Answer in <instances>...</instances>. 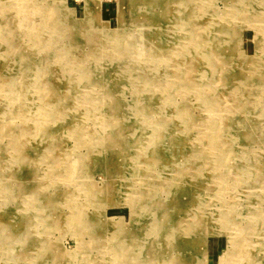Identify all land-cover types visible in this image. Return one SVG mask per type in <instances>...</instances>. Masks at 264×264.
I'll return each mask as SVG.
<instances>
[{
  "label": "rangeland",
  "instance_id": "obj_1",
  "mask_svg": "<svg viewBox=\"0 0 264 264\" xmlns=\"http://www.w3.org/2000/svg\"><path fill=\"white\" fill-rule=\"evenodd\" d=\"M171 1L0 0L3 186L17 185L18 181L44 185L45 198L59 200L43 214L40 208L36 211V201L28 192L26 197L17 190L12 194L0 192V207L4 209L0 213L7 223V228L0 230L5 242L2 245L0 240V264H125L124 253L133 262L137 258L135 243H139V249H158L160 245L158 250H163L169 245L170 232L190 248L182 264L238 261V249L231 246L232 240L243 242L238 233L264 221V177L258 173L240 177L232 169L237 173L231 175L235 180L223 182L221 199L225 207L221 208L223 202L217 203L215 196L209 198L222 182L215 175L211 177V154L203 150L199 139L205 135L206 121L216 114L201 108L199 95L181 85L178 77L170 80L171 86L162 84L166 79L161 69L173 73L180 62L177 56L188 44V30L178 27L182 17L189 25L196 8L204 13L201 20H195L197 27L193 26L199 31L209 24L220 25L222 19L229 20L226 27L234 26L238 22L230 14L244 2L240 10L244 17L240 18L249 20L238 26L239 49L264 62V50H259L264 42L258 44L254 30L255 26L264 27V1L173 0L193 6L183 11L173 1L167 7ZM88 4L93 24L85 21ZM175 11L182 12V17L179 14L173 18ZM117 29L120 31L114 33ZM149 50L159 58L152 60ZM155 65L163 67H159L160 82L154 83ZM253 69V65L248 67L249 75ZM195 70L191 72L196 79ZM126 72L132 76L131 81L120 76ZM199 86H205L201 80ZM166 88L176 89L172 103L187 106L195 120L181 142L178 137L182 134L175 131L173 140L177 137L175 143L182 145L178 151L163 146L161 90ZM145 106L146 110H140ZM52 114L58 123L52 124ZM45 124L55 136L50 147H39L34 143V130ZM66 126L70 127L68 131ZM11 132L19 137H15L18 142L14 146L13 138H6ZM111 132L121 139V146L103 142ZM30 144L40 149L38 155L16 160L15 153ZM191 150L197 154L191 155ZM258 152L257 145L250 148L252 156ZM31 174L36 177L32 179ZM199 185L209 189L210 195L196 194ZM152 186H159V190L153 191ZM250 196L261 199L258 202L252 198V205L247 207ZM231 201L235 210L229 211ZM224 211L231 215L238 211L236 214L246 217L239 223H226L220 217ZM132 213L137 217L134 223ZM115 233L118 240L111 238ZM124 241L134 248L118 247ZM263 243L250 241L252 250L258 253L253 264H264V252H260ZM163 254L158 253L160 258Z\"/></svg>",
  "mask_w": 264,
  "mask_h": 264
},
{
  "label": "bare ground",
  "instance_id": "obj_2",
  "mask_svg": "<svg viewBox=\"0 0 264 264\" xmlns=\"http://www.w3.org/2000/svg\"><path fill=\"white\" fill-rule=\"evenodd\" d=\"M172 1L170 2L169 5L167 4L168 5L167 7L170 8V6L173 4ZM261 1L263 2L264 0H261ZM175 2H174V5L180 6L181 11L187 10V6H189V4L184 3V2L179 3L180 2L179 1V2H176L177 4ZM244 3H245L244 6L241 5L240 8H235L230 14L233 17L232 20H234L235 22H238L237 25H234V26L229 25L226 27L225 25L229 24L230 22L229 20H227L229 22L228 23L226 20L222 19L223 22L220 21V25L214 22L218 26L216 25L212 27V25L209 24V26H207L204 30L202 29V31H199L198 29L194 28V27H197V24H198L196 21L199 19L201 20L202 15H204L202 10L196 9V8L194 9V13L192 12L193 14L190 15L191 20L189 21V25L187 24V19L182 17V14H183L182 12L178 11L177 13V11H175V14L172 13L173 18H175L176 15H179V14L181 15L182 17L181 23L179 26L178 25L177 26L178 27L183 26L182 27L183 29H185L186 27V30H188L186 31V33L188 34L186 42H188V44L185 48L182 47L183 50L180 51V53L182 52L181 56L178 53L179 55L177 57H179L180 62L177 66L176 65L174 66L177 69L175 70L173 69L174 70L173 73H168L166 71V68L163 67V65L161 66L155 65V69L153 71L156 73V76H157L154 83L156 81L160 82L159 67L160 68L163 67L161 69L163 73L162 76H164L166 80L162 81L163 82L162 84H165L166 86H171L172 82L170 80L174 79L175 77H178L181 81L180 82L181 85H187V87H189V90H191L192 93L194 92L199 95L198 105L201 108H204L206 112H208L209 114L211 113L216 114V116L211 117L210 119L206 121L207 129H206L205 135H203L199 139V142L201 145H203V150L211 154L209 158L210 159L209 164L210 165L213 164V167H214V170L210 172L211 177H213L214 175L217 176L218 180L222 183L219 184L218 189L212 192V197L210 195V190L202 188L200 185L197 188L196 194H203L204 196L210 195L209 198H213V196H215L216 199H218L217 203L223 202V200L221 199L222 191L225 188L223 186V182L225 180L230 181V182H231V179L235 180V178L231 176L232 174L236 173L234 171H237L240 174V177L244 174L246 176L251 175L252 177L254 173L260 174V175L257 174V176L264 177V168H262L264 166V104L262 105V103L264 102V62L257 60L256 56L245 54V51L243 49H241L242 51H240L239 49L240 48L239 34L237 33L238 26L245 24L249 20L248 18H245L243 19L244 21H242L240 18V17H244L243 14H241L240 12V10L243 11V7H245L246 5V2ZM247 4L249 5L250 3H247ZM191 7L193 6L190 4L189 8L191 9ZM86 11H87L86 14L88 18L85 21H89L88 22L89 24L95 23L93 20H91L93 13L90 12L89 4L87 5ZM49 14L50 13H48V15ZM122 15L123 14H121V16ZM186 15L187 14H185V17ZM248 15H250V18L253 17L251 13ZM167 20L173 21L170 18ZM239 20L243 23H240ZM174 24H176V22ZM221 24L223 25L225 24V25L222 26ZM189 26L192 28L191 30ZM120 29H117L116 31H114V33L120 31ZM254 30H255V34H257L258 44L261 45V43L264 42V27L263 25L255 26ZM259 50H264V48L259 46ZM149 51H150L149 55L152 60H154L155 57L159 58L158 55H153L155 51L154 53H152L153 51L151 50ZM164 55L165 54H163V56ZM250 65L254 66V69H253L254 71L252 72V75L248 74V67ZM194 66L196 67V70H195L196 77H197L196 79L193 77L194 73L191 72V70L195 68ZM33 68L34 69L36 68L35 64ZM181 68H183V70H181ZM198 69L200 70L199 73L197 72ZM244 71H247L246 75L243 74ZM36 72L37 74L40 75L38 66H37ZM128 72H126V74H121L120 76L126 77L131 81L132 76L129 77L130 73ZM188 72L190 74H188ZM216 76H218V78ZM181 77H183L185 80H182ZM25 78H26V75H25ZM101 80L105 81L104 78H101ZM200 80H201L202 85H205V86L203 87L199 86ZM145 84H146V81H145ZM173 91L167 88L164 90H161V94H162L161 97L164 96V98H161V100H163V104H161L162 127H163V146H164V149L171 148L170 151H174V150L178 151V149H180V146L182 145L175 143L177 137L175 138V140H173V135L175 131H178L180 132V134H182L181 136L178 137V141L181 142L183 140L181 138L185 136V134H187L188 132L190 133V129L192 128L195 120L191 116V113L187 109V106H178L175 103L174 104L172 103ZM256 93L258 94L260 93V95H257ZM146 109H147V106H145L144 108L140 110L144 111ZM147 112H145V115H147ZM218 113L219 115H217ZM51 119H52V124L58 123V120L56 119L55 114H52ZM49 129H50L49 125L45 124V127L40 125L34 130L35 131L34 132L35 135L33 134V139L35 141L34 143L38 144L39 147L43 145L50 147V141L53 139L55 134H53L52 131ZM69 129H70L69 126L65 127V130L68 131ZM6 135H8V133H5V136ZM11 137L13 138L12 146H14V144L16 145L18 142V141L15 142L16 138L17 139L19 138L18 134L11 132L10 137L7 136L6 138H11ZM103 142L107 146L115 145L118 147V146H121L122 141L120 138H117V136L114 135L113 132H111L108 134V138H105ZM161 142H159L160 145H161ZM30 145L31 146L27 149L25 148L23 152H16L15 154L17 156L15 157V159L23 160V161L30 160V159H33L35 155H38V152L40 151V149L35 147L33 144H30ZM254 145H257L259 147V152L256 156H252L250 153V148L253 147ZM156 147L158 148V146ZM175 147H177V149ZM153 148L149 149V151L151 150L153 151ZM48 151H50V149H48ZM190 153L191 155H194L195 153L197 154L195 150H191ZM204 154L206 155V153ZM2 156L3 154L0 153V161H1V158L3 159ZM204 170L205 168L203 166L201 170H199V172L201 171L202 173ZM231 170L233 172L229 174ZM2 173H3V168L1 167V164H0V192L5 191L7 193L12 194V193H15V191L17 190V191H22L20 192L22 194L24 192L25 197H26L25 192H28V194L31 196L30 199L36 201V204H37V208H35L36 211L40 208L41 212L45 211L43 214H47L46 211L52 209V203L53 204L59 203L58 199H52L50 197L48 199L45 198L44 193H43V190L45 188L44 185H38L35 183H30V184L25 183L23 185L20 181H18L19 183L17 182L18 183L17 185L11 184L12 186L11 185H7V187H5V185L3 186L4 180H3ZM31 176H32L31 177L32 179L36 177L35 174L34 175L31 174ZM22 178H23V175H22ZM158 180L160 182V179ZM8 183H11V181ZM158 187L152 186L153 191L159 190ZM167 188L173 190L176 187L168 186ZM176 189H179V188L177 187ZM39 193L40 194L42 193L43 195L36 197L37 194ZM143 197L144 196L142 195L141 198ZM252 198L258 202H259V199H261L260 197L255 198L254 196H250V199L246 201L247 207H250V205H252V201H251ZM262 202L264 203V200H262ZM42 205H43V208L47 206L45 210H43ZM219 205H221V208L225 207L224 202ZM234 206L235 205L231 201V203L228 205L230 209L229 211L235 210ZM3 210L4 209L0 207V212ZM229 211H224V213L221 214L220 216L221 219L225 221L226 223L227 222L231 223L232 221L234 222V224L235 222L239 223L240 219H242L244 216L242 213L240 215L236 214L238 211L237 212L234 211V213L231 215ZM136 218H137L136 214L132 213L131 220L133 221V223L136 221ZM8 219H9V216L7 217V220ZM5 220L6 219L4 215L0 213V230L2 231H4L7 228L6 227L7 223L5 224ZM8 227L9 229H12V226L11 228L10 226ZM2 231H0V240L2 241V245H4L5 242H4V236L2 237V234H3ZM239 233H238L239 237L240 238L243 237L242 238L243 242H237L238 240H240L239 238L234 239L236 240V242H233V240L231 242L232 244L231 246L232 247L234 246L233 248H235L236 246V248L238 249V253H239V256H238L239 259L237 262L236 261L235 262L236 264H253V262L255 261V258L257 257L256 255L258 253H255V251L252 250L253 248L250 246V241L253 239L254 241L261 240L264 242V221H262L261 224H259L258 226L250 229V231L248 232L246 230H243V232L241 231ZM115 234L116 235L111 236V238L118 240V238H116L118 233H115ZM259 234L261 235L259 236ZM174 235H175L174 232L173 233L170 232V235L167 236V238H169L167 240V242H169V245H167L163 250L161 249L158 250L160 248V245L157 246L158 249H155V248L144 249L142 247L141 249H139L138 248L139 243H135L134 252L137 254L135 255L137 257L136 260L134 261L135 264H170V262L171 263L173 262V264H176V262H180L179 264L185 263L186 257H187L186 254L190 248H188L186 242L179 240V239L175 240ZM118 247H121V249L134 248L133 244L130 245L126 241H124ZM198 247H199V244L196 246V248H194L195 252H197ZM260 247H261L260 252H264V243ZM160 251L164 253L163 254L164 256L163 257L161 256V258L159 257L160 255H158ZM184 255H186V257H184ZM124 257H125V264L134 263L132 260L128 259V255L125 253H124ZM180 257L182 258L181 260L179 259Z\"/></svg>",
  "mask_w": 264,
  "mask_h": 264
}]
</instances>
